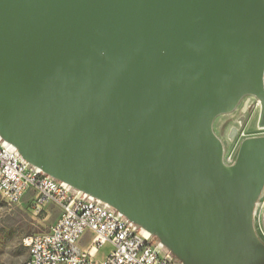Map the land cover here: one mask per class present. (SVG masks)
Returning <instances> with one entry per match:
<instances>
[{
  "label": "water",
  "instance_id": "water-1",
  "mask_svg": "<svg viewBox=\"0 0 264 264\" xmlns=\"http://www.w3.org/2000/svg\"><path fill=\"white\" fill-rule=\"evenodd\" d=\"M245 96L264 129V0H0V139L180 264H264V135L212 127Z\"/></svg>",
  "mask_w": 264,
  "mask_h": 264
},
{
  "label": "built area",
  "instance_id": "built-area-1",
  "mask_svg": "<svg viewBox=\"0 0 264 264\" xmlns=\"http://www.w3.org/2000/svg\"><path fill=\"white\" fill-rule=\"evenodd\" d=\"M28 190L36 193L31 198L36 210L51 201L60 212L46 231L24 236L27 264H180L115 209L23 162L0 141V195L15 203Z\"/></svg>",
  "mask_w": 264,
  "mask_h": 264
},
{
  "label": "rangeland",
  "instance_id": "rangeland-1",
  "mask_svg": "<svg viewBox=\"0 0 264 264\" xmlns=\"http://www.w3.org/2000/svg\"><path fill=\"white\" fill-rule=\"evenodd\" d=\"M258 114V100L245 96L232 112L214 119L212 127L222 142L224 160L232 162L244 138L264 135V129L256 125ZM35 197L36 193L28 190L19 201L8 203L0 195V264H21L27 257L22 243L24 236L46 231L57 219L59 207L49 201L36 210L31 203V198ZM254 227L264 242V188L255 207ZM107 250V245L100 248L98 257Z\"/></svg>",
  "mask_w": 264,
  "mask_h": 264
},
{
  "label": "bare ground",
  "instance_id": "bare-ground-1",
  "mask_svg": "<svg viewBox=\"0 0 264 264\" xmlns=\"http://www.w3.org/2000/svg\"><path fill=\"white\" fill-rule=\"evenodd\" d=\"M232 135V134H231ZM0 141H2L1 139H0ZM10 146V145H9ZM11 151H14V152H16L12 147H11ZM22 159V158H21ZM23 160V159H22ZM23 162H25L24 160H23ZM24 244V243H23ZM24 246L26 247V249H27V245H25L24 244ZM21 264H27V257L25 258V260L21 263Z\"/></svg>",
  "mask_w": 264,
  "mask_h": 264
}]
</instances>
